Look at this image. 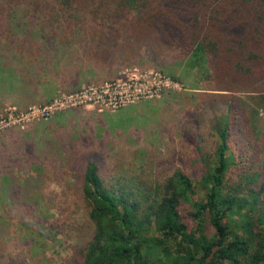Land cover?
Masks as SVG:
<instances>
[{
  "label": "trees",
  "instance_id": "1",
  "mask_svg": "<svg viewBox=\"0 0 264 264\" xmlns=\"http://www.w3.org/2000/svg\"><path fill=\"white\" fill-rule=\"evenodd\" d=\"M7 6L64 31L59 41L36 37L48 47L39 53L42 67L63 64L75 74L141 52L206 65L202 112L192 111L182 127L191 150H173L152 179H107L87 163L85 225L72 263L264 264V0H0ZM85 20L89 32L75 44L66 39ZM3 41L0 54L14 47ZM31 54L0 56V78L30 67Z\"/></svg>",
  "mask_w": 264,
  "mask_h": 264
},
{
  "label": "rangeland",
  "instance_id": "2",
  "mask_svg": "<svg viewBox=\"0 0 264 264\" xmlns=\"http://www.w3.org/2000/svg\"><path fill=\"white\" fill-rule=\"evenodd\" d=\"M30 16L26 7L0 8V38L14 44L2 59L36 54L30 67L11 63L19 66L13 76L0 78V264H73L85 225L87 163L96 162L107 179L154 178L161 159L191 150L182 127L192 111L202 112L210 82L205 63L172 62L165 53L101 59L75 74L63 64L42 67L39 53L48 47L36 37L59 41L64 31ZM87 29L85 20L66 39L75 44ZM259 119L264 126V113ZM240 211L227 218L230 225Z\"/></svg>",
  "mask_w": 264,
  "mask_h": 264
},
{
  "label": "built area",
  "instance_id": "3",
  "mask_svg": "<svg viewBox=\"0 0 264 264\" xmlns=\"http://www.w3.org/2000/svg\"><path fill=\"white\" fill-rule=\"evenodd\" d=\"M260 113H261V114H263V113H264V111H261Z\"/></svg>",
  "mask_w": 264,
  "mask_h": 264
},
{
  "label": "crops",
  "instance_id": "4",
  "mask_svg": "<svg viewBox=\"0 0 264 264\" xmlns=\"http://www.w3.org/2000/svg\"><path fill=\"white\" fill-rule=\"evenodd\" d=\"M70 73V72H69Z\"/></svg>",
  "mask_w": 264,
  "mask_h": 264
}]
</instances>
